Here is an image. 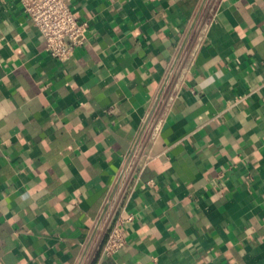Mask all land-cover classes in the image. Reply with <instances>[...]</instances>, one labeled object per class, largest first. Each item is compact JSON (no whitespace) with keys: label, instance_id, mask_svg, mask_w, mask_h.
I'll return each mask as SVG.
<instances>
[{"label":"crops","instance_id":"obj_1","mask_svg":"<svg viewBox=\"0 0 264 264\" xmlns=\"http://www.w3.org/2000/svg\"><path fill=\"white\" fill-rule=\"evenodd\" d=\"M68 2L61 62L0 0V264H264V0Z\"/></svg>","mask_w":264,"mask_h":264},{"label":"built area","instance_id":"obj_2","mask_svg":"<svg viewBox=\"0 0 264 264\" xmlns=\"http://www.w3.org/2000/svg\"><path fill=\"white\" fill-rule=\"evenodd\" d=\"M24 10L46 41L48 53L66 62L87 39L89 23L78 19L68 0H21ZM110 111H113L111 108ZM129 216L127 221H131ZM127 244L119 223L115 224L103 247V254L113 255Z\"/></svg>","mask_w":264,"mask_h":264},{"label":"water","instance_id":"obj_3","mask_svg":"<svg viewBox=\"0 0 264 264\" xmlns=\"http://www.w3.org/2000/svg\"><path fill=\"white\" fill-rule=\"evenodd\" d=\"M182 51H183V48H181V50H180V52H179V56H178V58H180V55H181ZM177 60H178V59H177ZM175 66H176V63H175L174 66L172 67L171 72H170V74L168 75V77H167V79H166V81H165V83H164V86H163V88H162L160 94L158 95V97H157V99H156V101H155V103H154V106H153V108H152L150 114L148 115V117H147V119H146V122L144 123V126H143V128H142V131H141V134H140V136H139V138H138V141L136 142V145H135L134 150H135L136 147L138 146L139 140H140L141 136L144 134V131L146 130V128H147V126H148V124H149V122H150L151 116H152V114L154 113V110H155L157 104H158L159 101H160V98H161V96H162V94H163V91H164V89H165V87H166V85H167V83H168V81H169V79H170V77H171V74H172V72H173ZM121 178H122V177H120V179H121ZM119 183H120V180L118 181V183H117V185H116V187H115V190L113 191V194H114V192L116 191V189H117ZM113 194L110 196V198H109V200H108V202H107V204H106V206H105V208H104V210H103V212H102V215H101V217H100V220H99V223H98L97 228L99 227V225H100L102 219L104 218V215H105V213H106V210L108 209V206H109V204H110V202H111V200H112Z\"/></svg>","mask_w":264,"mask_h":264},{"label":"trees","instance_id":"obj_4","mask_svg":"<svg viewBox=\"0 0 264 264\" xmlns=\"http://www.w3.org/2000/svg\"><path fill=\"white\" fill-rule=\"evenodd\" d=\"M108 235H109V230H108V232H106V234L104 235L103 239L101 240V246H103L104 243L106 242ZM101 249H102V247H101Z\"/></svg>","mask_w":264,"mask_h":264}]
</instances>
